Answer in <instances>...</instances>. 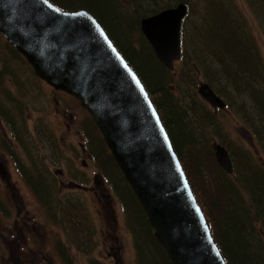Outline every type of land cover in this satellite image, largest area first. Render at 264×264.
Returning <instances> with one entry per match:
<instances>
[{
  "label": "trees",
  "instance_id": "1",
  "mask_svg": "<svg viewBox=\"0 0 264 264\" xmlns=\"http://www.w3.org/2000/svg\"><path fill=\"white\" fill-rule=\"evenodd\" d=\"M50 1L61 9L84 8L90 11L138 73L160 113L227 264H264V161L245 145L241 151L230 143L226 147L234 157V169L232 173H226L219 166L213 141L214 138L222 141V111H212L198 96L197 85L194 84L196 78L192 74L199 71L216 93L225 99L227 108L239 114L240 120L236 123L240 121L253 131L261 145L260 153L264 154V59L258 38L253 33L258 28L257 19L264 27V0H210V3L197 0L207 11L206 21L202 28L196 26L198 33L194 34V38H187L189 34L182 28V57L176 62L181 70L177 80L172 71L159 61L138 27L141 15L157 13L181 1L188 3L187 0H127L130 6L125 7L119 6L123 0ZM145 5L149 7L143 9ZM217 8L220 10L217 11ZM196 24L194 22L193 26ZM0 38L3 39L1 33ZM6 43L16 56L21 55L7 40ZM2 58L0 50V60ZM6 67L1 64L2 77ZM184 82H193L191 89L185 87L191 95V103L182 101L180 93ZM196 112L203 113L208 120L195 122L191 113ZM89 126L94 133L92 144L95 141L101 144L98 161L102 162L107 179L123 198V203L128 208H136L144 217L145 221L140 226L144 243L138 247H145L146 254L147 247L152 246L153 251L149 255L156 258L158 264H172L91 118ZM107 162L113 163L112 170L106 166ZM35 176H31L34 188L43 180L41 175ZM54 184L51 182L52 188H55ZM91 264L102 263L92 261Z\"/></svg>",
  "mask_w": 264,
  "mask_h": 264
},
{
  "label": "water",
  "instance_id": "2",
  "mask_svg": "<svg viewBox=\"0 0 264 264\" xmlns=\"http://www.w3.org/2000/svg\"><path fill=\"white\" fill-rule=\"evenodd\" d=\"M187 15L188 4L181 1L140 20L169 70L181 58ZM0 33L40 79L88 111L171 263L227 264L153 99L98 19L84 8L64 10L50 0H0ZM198 94L215 110L226 108L208 82L198 85ZM213 148L218 164L231 173L228 149L220 143Z\"/></svg>",
  "mask_w": 264,
  "mask_h": 264
},
{
  "label": "rangeland",
  "instance_id": "3",
  "mask_svg": "<svg viewBox=\"0 0 264 264\" xmlns=\"http://www.w3.org/2000/svg\"><path fill=\"white\" fill-rule=\"evenodd\" d=\"M207 1L210 3V0ZM187 2L189 14L183 23V30L189 34L187 38L191 36L194 38V34L198 33L196 26L203 27L207 11L197 0H187ZM122 5L130 6L127 0H123L119 6ZM148 7L149 5H145L143 9ZM218 10L220 9L217 8ZM148 14L141 16L145 17ZM217 17L222 16L217 15ZM194 22L197 24L193 26ZM257 23L258 28L253 30V33L258 38L264 59V27L261 25L262 21L257 19ZM138 30L141 32L140 21ZM0 50L3 56L0 67L1 64L7 66L3 72L4 77L0 73V105L4 103L13 107L14 116L21 122L25 133V137L23 135L20 137L24 138L23 142L28 143L26 147L19 140H14L8 126L0 117V155L6 152L10 157L13 153L23 175L31 177L35 172H40L44 180L47 179L50 183L56 184L55 188H52L51 184L46 185V197L39 196L35 188L36 193L22 181L19 170L14 165V159L10 157L7 161V171L15 181L12 184L15 185L17 191L15 194L21 206L18 209L19 205L17 207L13 193L1 179L3 176L0 173V210H3V212L0 211V230L6 235L9 231H12V234L17 231L22 237L24 233L26 235L31 233L42 245V250L40 252L36 247L29 249L19 245L10 246L1 241L0 264H12L13 256L17 259V264H67L56 242H63L62 247L69 255L70 263L72 259V264H91L92 261H99L102 264H158L156 258L149 255L153 251L152 246L147 247L146 254L145 247H138L144 243L140 234V226L145 221L142 213L136 208H128L123 204V198L117 194L114 186L107 179L102 162L98 161L101 156L98 148L102 147L98 141L92 144L94 133L91 127H88L91 118L88 111L82 107L78 99L75 100V97L61 93L40 79L22 55L16 56L4 37L0 38ZM179 65L175 63L176 68ZM180 70L181 67L170 70L175 80L180 78ZM195 72L192 73L196 78L194 84L198 86L201 82H206L199 71ZM192 83L184 82V86L182 85L183 90L181 89L180 95L183 103H191V95L187 90L192 88ZM185 87H188L187 90ZM196 90L198 94V87ZM18 107L21 111L27 107L25 113L17 112ZM209 107L212 111L214 110L210 105ZM221 111L220 118L224 123L222 141L220 138H214V144L221 143L226 146L231 143L232 147L237 146L241 151H243L242 146L245 145L264 161V154L260 153L261 145L258 144L253 131L244 127L240 121L236 123V120H240L239 114H234V111L229 108ZM191 114L195 122L208 120L203 113ZM3 134H5L4 139L1 140ZM84 136L90 140V157H81L86 161V167L78 162L79 171L84 170L86 176L77 181L82 185L90 181V191L65 177L66 183L60 185L58 177L61 175V169H65L67 161L73 158L72 152L79 151L80 142H83ZM34 160L38 167H34L36 165L33 164ZM106 164L110 170L113 169V163ZM114 173L118 176L116 168ZM31 183L35 185L33 181ZM49 208H57L55 211L57 214L55 215ZM58 209H63L62 215V211ZM24 218L30 220L29 227H25L23 221L20 222ZM34 222L40 227L39 229L35 230L31 226ZM86 226L89 228L90 235L83 230ZM18 238L21 236L19 235ZM89 239L90 244L80 241ZM84 245L90 246V252ZM34 251H38V257L33 255ZM15 252L20 253L21 258L15 256Z\"/></svg>",
  "mask_w": 264,
  "mask_h": 264
},
{
  "label": "flooded vegetation",
  "instance_id": "4",
  "mask_svg": "<svg viewBox=\"0 0 264 264\" xmlns=\"http://www.w3.org/2000/svg\"><path fill=\"white\" fill-rule=\"evenodd\" d=\"M60 92L65 94V95H69L63 91H60ZM69 96H71V95H69ZM71 97H73V96H71ZM75 100H77V99H75ZM26 108H23L21 111L20 108L18 107L17 112L21 111V113H25ZM14 115H15V112L13 110V107H10L4 103H1V105H0V117H1V119L8 126L9 131L12 133L13 139L16 141L19 140V142L22 145L24 144L27 147L28 143L23 142L24 138L20 137L21 135H23L25 137V133L22 130L23 127L21 126V122ZM4 135L5 134H3V136H1V140L4 139ZM15 136H17L19 138L15 137ZM82 138H83V142H80L79 151L77 150V151L72 152L73 158H71L70 161H67L68 163H66L65 169L64 168H63V170L61 169V171H60L61 175H59L58 177L60 178V182H59L60 185L62 183L63 184L66 183L64 180V177H65V179H70L71 181H73V183L75 182V183L79 184V186L87 188L90 191V181L88 183H86L85 185H82V183H79L77 181V180L83 178L84 175L86 176V173L84 170H83V172L79 171L80 166H79L78 162H81L83 164L82 166L86 167L87 163L85 160L81 159V157H83V156H86L88 158L90 157V153H89L90 152V148H89V143H90L89 141L90 140H89V138H87V136H84ZM10 157H12V159H14V165L16 166V169L19 170L22 181L25 182V184L32 190V186H31L32 179H31V177L23 175L21 168H20V165L18 164L17 160H15L16 157L13 153L10 154ZM10 157L8 154H6V152H3V154L0 155V171H1V175L3 176L1 179L4 181L6 186L10 189L11 193H13V199L15 198L14 201H15L17 207L19 205L18 209H20L21 204H20V201L18 199V196L15 194V193H17V191L15 188V185L12 184L15 181H13V178L11 177V175L7 171V168H8V162L7 161L10 160ZM33 164H36L34 167H38L37 162L35 160L33 161ZM34 174L36 176H40V172L39 173L35 172ZM36 176H35V178H36ZM49 184H51V183L47 179H45V180L43 179L39 185H36L35 189L38 190L37 193L39 194V196L46 197L45 186L49 185ZM32 192H33V190H32ZM34 192L36 193V191H34ZM60 203H62V202H60ZM49 210L53 211L50 208H49ZM60 210L61 209H58V211H60ZM0 211L3 212V210H0ZM54 214H55V212H54ZM17 216H18V214H17ZM22 221H23V225L25 227H29L30 220L24 218V220H20V222H22ZM31 226L35 230L40 228L37 226L36 222H34ZM83 230L86 233L88 232V235H90V231H89V228H87V226ZM11 232L12 231H9V233H7V235H6V234H4V232H2L0 230V245H1V241H2V242L7 243L10 246L11 245H19L20 247L21 246H23L25 248L28 247L29 249L36 247L41 252L42 245L39 244L38 240L35 239L31 233L29 235H26V233H24V237H22V235L20 233H18L17 231L15 234H12ZM28 232H30V230ZM19 235L21 236V238H18ZM23 238H24V240H23ZM80 241L84 242L86 244H90V239L86 240V241H82V240H80ZM72 243H74V242H72ZM62 244H63V242H61V243L56 242V245L59 249V252L61 255H63L65 262L67 264H72V259H71V263H70L68 254L65 251V249L62 247ZM84 246H85V248H87V251L90 252V246H87V245H84ZM62 248H63V250H62ZM37 252L38 251L33 252V255L36 257H38V254H39ZM14 255L21 258L20 253H18V252H15ZM27 255L29 256V254H27ZM42 256H44V255H42ZM11 262H12V264H17V259L13 256Z\"/></svg>",
  "mask_w": 264,
  "mask_h": 264
},
{
  "label": "snow or ice",
  "instance_id": "5",
  "mask_svg": "<svg viewBox=\"0 0 264 264\" xmlns=\"http://www.w3.org/2000/svg\"><path fill=\"white\" fill-rule=\"evenodd\" d=\"M101 34L103 35V33L101 32ZM109 47H111V44H109ZM113 51H115V49H113ZM125 67H127V65H125ZM133 79H135V76H133ZM137 84H139V81H137ZM141 91L143 92V88L141 87ZM179 167V166H177Z\"/></svg>",
  "mask_w": 264,
  "mask_h": 264
}]
</instances>
